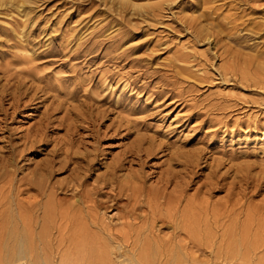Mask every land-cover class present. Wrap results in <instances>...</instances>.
<instances>
[{
	"label": "rangeland",
	"instance_id": "374dc122",
	"mask_svg": "<svg viewBox=\"0 0 264 264\" xmlns=\"http://www.w3.org/2000/svg\"><path fill=\"white\" fill-rule=\"evenodd\" d=\"M87 157L89 183L117 159L148 187L188 180L206 264H264V0H0V166L19 181L50 161L67 199ZM243 186L235 229L223 204Z\"/></svg>",
	"mask_w": 264,
	"mask_h": 264
},
{
	"label": "bare ground",
	"instance_id": "6f19581e",
	"mask_svg": "<svg viewBox=\"0 0 264 264\" xmlns=\"http://www.w3.org/2000/svg\"><path fill=\"white\" fill-rule=\"evenodd\" d=\"M204 27L199 32L210 41L213 33ZM67 156L65 154L63 158ZM87 158L67 186L60 189L73 193L67 199L59 198L58 190L48 180L49 172H53L50 167L54 166L50 161L37 164L28 176H22L19 181L15 176L16 170L11 171L7 165L0 166V264H204L202 237L207 233L210 222L192 211L193 217H188L189 210L183 209L185 181H176L175 187L169 190L168 185L175 180L168 173L159 177L161 184L157 185V182L155 187H148L143 168L133 170L130 167L132 163L127 165L129 160L117 159L106 163L105 170L98 171L93 182L89 183L88 176L97 157ZM245 179L248 185L249 178ZM248 186L237 192L233 202L223 204V214L232 219V228L241 218L231 216L237 217L235 215L246 212L245 209L250 207H246L250 205L247 201L242 202L247 196ZM115 208L119 209L118 212L109 217L108 212ZM166 228H171V232H165ZM232 240L243 248L244 237L242 241H237L236 237L231 239V243ZM247 243L249 245V240ZM262 243L257 249L262 247ZM210 251L212 259L215 257L213 261L233 260L230 256H241L237 250L234 253V249L232 254L230 251Z\"/></svg>",
	"mask_w": 264,
	"mask_h": 264
}]
</instances>
